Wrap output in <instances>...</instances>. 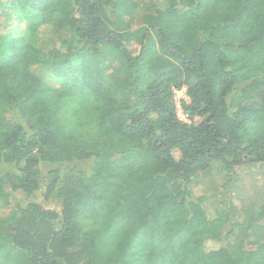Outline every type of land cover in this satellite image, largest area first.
<instances>
[{
  "label": "trees",
  "instance_id": "16d2710c",
  "mask_svg": "<svg viewBox=\"0 0 264 264\" xmlns=\"http://www.w3.org/2000/svg\"><path fill=\"white\" fill-rule=\"evenodd\" d=\"M244 164L264 0H0V264H264Z\"/></svg>",
  "mask_w": 264,
  "mask_h": 264
},
{
  "label": "rangeland",
  "instance_id": "374dc122",
  "mask_svg": "<svg viewBox=\"0 0 264 264\" xmlns=\"http://www.w3.org/2000/svg\"><path fill=\"white\" fill-rule=\"evenodd\" d=\"M4 2V1H3ZM4 4V3H2ZM54 79V77L52 78ZM174 96L176 98V103H179L177 101H181L182 99L186 98L185 95V87H183L180 90H175L174 92ZM217 169H213L209 172H204L202 174H200V178L202 180V182H204L205 180L212 178L214 176H216V179L214 180V184H215V190L213 192H220L223 191L225 189V187L223 188V173L220 171H216ZM263 171H264V164H262L261 166L257 165L256 167L250 166L248 165H243L241 167H239L237 169V176L236 178L232 181V183H237L235 185V190L231 189V194H235L238 193L240 195L241 192L245 191L247 193V195H253L254 193V186L256 184H261L262 182H264V177H263ZM246 176H243V175ZM241 178V179H240ZM196 193V192H195ZM246 195V196H247ZM238 197H242L244 199H247L243 197V196H238ZM9 210V205H4V204H0V215H4L5 213H7V211ZM264 213L262 212V215ZM264 216V215H263ZM262 218V217H261ZM264 232V228H260L258 230V232ZM211 247H215L214 244L209 245Z\"/></svg>",
  "mask_w": 264,
  "mask_h": 264
},
{
  "label": "built area",
  "instance_id": "2783aa9c",
  "mask_svg": "<svg viewBox=\"0 0 264 264\" xmlns=\"http://www.w3.org/2000/svg\"><path fill=\"white\" fill-rule=\"evenodd\" d=\"M174 92H175V90H174ZM177 102H179V103H176V98H175L176 114H178L177 117H178L180 120H184V121H186V120H187V119H186V114H184L183 111H182V108H181V101L179 100V101H177Z\"/></svg>",
  "mask_w": 264,
  "mask_h": 264
}]
</instances>
